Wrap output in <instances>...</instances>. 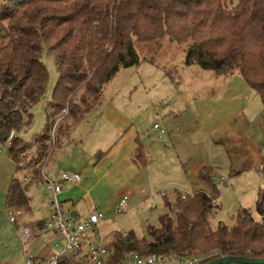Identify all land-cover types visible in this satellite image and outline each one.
I'll return each instance as SVG.
<instances>
[{"label":"trees","instance_id":"obj_1","mask_svg":"<svg viewBox=\"0 0 264 264\" xmlns=\"http://www.w3.org/2000/svg\"><path fill=\"white\" fill-rule=\"evenodd\" d=\"M164 43L185 45L188 66L222 79L239 75L264 108V0H0V144L12 139L9 153L17 170L40 171L57 145L52 143L55 122L71 116L74 122L82 120L88 102H98L122 69L142 60L156 64ZM44 46L59 71L54 114L47 115L40 135L26 142L20 135L31 125L32 110L49 80ZM138 46L152 48L153 55L140 58ZM259 173L264 178V165ZM200 179L210 181L207 168ZM7 202L8 211L29 203L18 179L12 181ZM166 207L174 216L160 215L157 226L148 225L147 238L117 232L102 264H119L131 253L192 256L201 259L199 264L224 257L264 259V189L256 202L261 222L239 209L233 226L212 229L218 206L204 190L176 191ZM87 256L63 254L59 264H94Z\"/></svg>","mask_w":264,"mask_h":264},{"label":"rangeland","instance_id":"obj_2","mask_svg":"<svg viewBox=\"0 0 264 264\" xmlns=\"http://www.w3.org/2000/svg\"><path fill=\"white\" fill-rule=\"evenodd\" d=\"M153 53L152 48L138 46L140 58H150ZM42 61L49 80L43 99L32 110L31 125L20 135L26 142H32L40 135L47 115L54 114L52 98L59 71L54 57L45 46ZM88 103L90 109L82 120L74 122L71 116L60 117L55 122L52 143L55 141L57 145L51 149L45 164L50 159V165L54 164L55 154L65 141L79 136L77 128L90 124L95 128L101 112H107L109 106L133 117L136 124L142 127L141 136L149 145L147 154L152 161L149 166L153 193L134 211L124 208V212L116 219L118 232L134 231L140 238H147L148 225L157 226L160 215L174 216L166 207V201L172 203L176 191L186 195L204 190L216 198L218 208L211 216V228L214 230L219 224L233 226L234 216L239 209L249 210L261 222L256 202L259 191L264 189V178L252 164L246 144L249 135L264 152V108L260 98L239 75L222 79L200 66H188L185 45L164 43L156 64L142 60L139 66L122 69L106 86L98 102ZM198 124L201 125V131L197 129ZM107 128L102 122V132L96 130L92 140L100 144V138ZM84 132L88 134V128ZM88 135L91 137V134ZM230 137L233 142L228 144L225 140ZM208 163L223 167L210 168L206 166ZM202 164L205 167L202 166L200 171L207 168L211 178L215 173L220 177L216 185L210 186V182H203L200 174V182L195 181L194 172ZM18 175L24 178L29 177L30 173L19 172ZM162 193L167 196L163 197ZM29 226L33 228V225ZM44 241L47 242L46 238L34 237L27 245H23L2 203L0 264H25L24 249L34 256L41 251ZM64 242L60 238L58 243L65 246ZM111 245L112 242H105L109 250ZM60 250L57 249L54 255L59 256ZM48 253L46 250L44 254ZM49 256L53 255L50 253Z\"/></svg>","mask_w":264,"mask_h":264},{"label":"crops","instance_id":"obj_3","mask_svg":"<svg viewBox=\"0 0 264 264\" xmlns=\"http://www.w3.org/2000/svg\"><path fill=\"white\" fill-rule=\"evenodd\" d=\"M102 122L108 128L107 132L105 131V134L101 136L100 144L99 142L97 144L92 140V136L96 130L99 133L102 132ZM197 127L198 131H201V125L198 124ZM87 128L91 137L84 132ZM140 128L142 127L138 126L135 119L127 112L109 106L107 112H101V118L97 120L95 128L91 124L77 128L79 136L68 138L59 148L60 151L56 152L53 159L54 164L50 165L52 161L50 159L40 171L39 169L18 171L9 152L0 154V207L3 203L7 210V196L14 179L22 182L29 202L26 207L20 208L24 211V215L19 217L15 223L16 235L21 225L36 226L51 214L50 201L53 195L43 180L44 176L51 181L60 182L63 173H70L81 175V182L63 185V192L59 199L65 210L78 221L88 219L92 211L100 215L98 230L85 243L78 254L79 257L88 254V247L91 243H98L105 247V242H112L119 228L116 219L119 216L120 202L127 197L126 210L134 211L150 199L153 193V180L149 166L152 161H150L151 156L147 154L150 149L145 138L141 136ZM247 137L249 141L246 148L249 157L252 164L260 169L264 165V152L260 150L256 140L251 139L249 135ZM225 142L229 144L233 142V138L230 137ZM98 154L102 156L98 158ZM202 166L205 167L204 164L199 165L194 172L195 181L200 182L198 176ZM206 166L214 169L223 167L211 163ZM19 172H27L30 175L22 178L18 175ZM215 175L216 173L209 181L210 186L216 185L220 179ZM47 238V242L44 241L40 248L41 251L34 255L43 261L57 257L54 255L57 249H61L59 256L63 255L66 246L65 242V246L58 243L61 238L58 235L50 234ZM46 250L49 252L47 255L44 254ZM27 252L28 250L24 249V255ZM50 253L53 256L50 257Z\"/></svg>","mask_w":264,"mask_h":264},{"label":"built area","instance_id":"obj_4","mask_svg":"<svg viewBox=\"0 0 264 264\" xmlns=\"http://www.w3.org/2000/svg\"><path fill=\"white\" fill-rule=\"evenodd\" d=\"M63 116L68 114V109H65ZM12 139L6 143L0 144V154L10 152L12 149ZM44 182L47 188L52 193L51 206L52 211L50 216L31 228L28 225H21L18 229V236L23 245H27L34 237L41 239L47 238L50 234L58 235L65 240L66 246L63 254L76 253L82 250L89 238L94 235L100 224V215L96 211H92L86 220L78 221L63 207L59 196L63 192V185L71 183L79 184L81 175L63 173L60 182H54L44 176ZM165 197L166 194L162 193ZM127 201L125 197L119 204L118 213L122 214ZM24 215L22 209H13L8 211L9 221L15 224L19 217ZM110 255V250L101 246L98 243H91L88 247L87 260L89 263L102 264ZM59 257H54L51 260L43 261L34 257L29 252L25 254V264H59ZM201 259L192 256H181L177 258L169 256H149L143 257L136 253L128 254L119 264H199Z\"/></svg>","mask_w":264,"mask_h":264},{"label":"water","instance_id":"obj_5","mask_svg":"<svg viewBox=\"0 0 264 264\" xmlns=\"http://www.w3.org/2000/svg\"><path fill=\"white\" fill-rule=\"evenodd\" d=\"M209 264H264V259H248L243 257H224Z\"/></svg>","mask_w":264,"mask_h":264}]
</instances>
